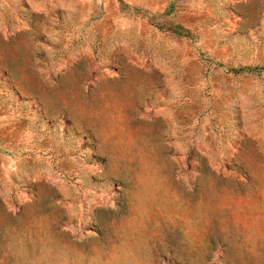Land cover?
I'll use <instances>...</instances> for the list:
<instances>
[{"label":"rangeland","instance_id":"374dc122","mask_svg":"<svg viewBox=\"0 0 264 264\" xmlns=\"http://www.w3.org/2000/svg\"><path fill=\"white\" fill-rule=\"evenodd\" d=\"M123 1L0 0V264H264V0Z\"/></svg>","mask_w":264,"mask_h":264},{"label":"trees","instance_id":"16d2710c","mask_svg":"<svg viewBox=\"0 0 264 264\" xmlns=\"http://www.w3.org/2000/svg\"><path fill=\"white\" fill-rule=\"evenodd\" d=\"M120 1V3L122 4V6L123 7H125V8H130V6L128 5V4H126L123 0H119ZM180 34H182L180 31H178Z\"/></svg>","mask_w":264,"mask_h":264}]
</instances>
